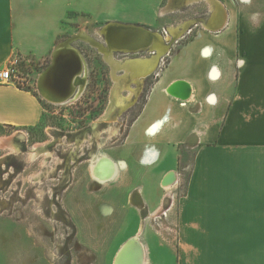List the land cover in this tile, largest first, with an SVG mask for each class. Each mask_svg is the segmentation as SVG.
I'll use <instances>...</instances> for the list:
<instances>
[{"label": "crops", "instance_id": "0c3cea01", "mask_svg": "<svg viewBox=\"0 0 264 264\" xmlns=\"http://www.w3.org/2000/svg\"><path fill=\"white\" fill-rule=\"evenodd\" d=\"M217 1L214 14L207 0H0V68L14 55L40 65L63 39L86 33L81 29L99 27L101 39L98 29L119 23L166 37L167 28L191 21L185 32L192 36L185 40L183 32L159 57L123 54L152 61L147 76L155 80L131 128L140 126L166 156L158 185L141 180L134 187L157 188L170 173L169 187H181L180 149L193 150L177 204L184 227L176 233L264 236V11L249 16L247 0ZM42 119L31 91L0 84V126L34 128ZM154 194L144 204L158 212L169 197Z\"/></svg>", "mask_w": 264, "mask_h": 264}, {"label": "rangeland", "instance_id": "374dc122", "mask_svg": "<svg viewBox=\"0 0 264 264\" xmlns=\"http://www.w3.org/2000/svg\"><path fill=\"white\" fill-rule=\"evenodd\" d=\"M246 9L249 16L264 11V0H247ZM97 28L80 31L102 43L94 35ZM191 36L185 32L183 37ZM66 42L85 62L87 84L81 96L65 104L47 102L38 92L37 79L50 59L40 65L21 62L15 83L38 96L43 119L34 128L0 126V140L11 138L0 143V264H113L120 247L143 228L137 242L145 255L136 256V264L146 257L148 264H264V236L176 233L184 227L177 220V204L185 195L193 150L180 149L181 187H169L174 173L157 188L134 187L141 180L158 185L166 158L160 156V142L150 140L140 126L131 128L155 75L138 82L119 79L115 86L112 69L96 47L80 38ZM126 85L136 91L132 102L122 112L114 103L102 119L111 96L120 102L128 95ZM46 143L45 151L32 153L35 145ZM99 153L119 169L105 184L95 182L89 172L91 159ZM135 190L139 196L133 199ZM153 193L169 197L161 198L158 212L144 204Z\"/></svg>", "mask_w": 264, "mask_h": 264}, {"label": "bare ground", "instance_id": "6f19581e", "mask_svg": "<svg viewBox=\"0 0 264 264\" xmlns=\"http://www.w3.org/2000/svg\"><path fill=\"white\" fill-rule=\"evenodd\" d=\"M197 1L198 0H187V3L191 4V3H194ZM207 2L210 4V8L214 12V14H216L218 12V10H217L218 9L217 5L219 4L218 1L217 0H207ZM190 22L183 23L178 28L171 27V28H169V31L171 34H173V36H175L178 33H180L181 29H186L187 23H190ZM109 31H110L109 27H105V28L103 27L102 29L97 30L96 34L103 39L102 43H99V42L97 43L91 36H89L86 33H81L78 37H80V40H82L84 42H88L92 46L96 47L99 50V52L104 56L105 60L107 61L106 63H108L112 69L111 74H112L113 81L115 82V86H117V82L119 81V79H127V80H131L133 82H138L140 79L147 77V73L149 71H151V68L153 67L152 61L149 59H146L145 57L137 59V60H132L130 58L115 59L114 53L116 51H114V49L111 47H107L104 43L105 42L104 36L107 37V35L109 34ZM155 35L159 39L164 40V38L160 37L157 33ZM166 38H167V41H170L171 40L170 34L168 36L166 35ZM69 50L76 53V55H77V57L81 63V71L73 79L68 96L66 98H64L63 100L59 101L58 103H55V104H65L68 101L77 99L84 92V89H85L86 84H87V79H86L87 70H86L85 62H84V59H83L81 53L76 48H74L69 42H66V43L62 44L61 46L56 47L54 51H55V53H57L58 51H69ZM156 50H157L158 54H161L164 51V49L162 47H158V46H157ZM118 69H123L125 74L124 75H117L115 72L118 71ZM44 80H45V77L40 76V78H39V81H40L39 86L40 87H41L42 83H44L43 82ZM42 86H45V83ZM124 88L127 89L128 95L125 96L123 98V100L120 102H116V100L114 99L115 97L111 96L109 99V106H108L107 110L105 111V113L103 114L102 119L108 118V115L111 112V108H112V105L114 103H116L118 105L120 111L122 112L127 108L128 102L129 103L132 102L133 98H131V97L136 96V91L133 88L129 87L128 85H126ZM166 94L169 96H173L170 89L167 90ZM10 139L11 138H5V139L3 138L0 140V143H2V140L6 143V141H9ZM46 145H48V143L43 144V145H40V144L35 145L31 151L33 154L37 155L40 152L45 151L43 148H45ZM97 156L93 157L90 161L89 172H90L92 179L95 182L100 183V184H105L109 181L114 180L119 175V172H118L119 169L117 168L116 162L105 153H99V156L98 157ZM164 186L168 187L165 184H164ZM141 233H142V230H139L137 232V234L132 239L126 241L120 247V249L117 251V253L113 259V262H112L113 264H123V263L128 264L129 260H131L133 262L132 264H136L134 262L137 261L136 256H138V255L135 254V252L130 253L128 260H126V262H123V258L125 257V256H123L124 255L123 253L126 249H128L129 247H132V246L136 247L137 253H138V251H140V249H142L141 243L137 242L138 241L137 239ZM127 256H128V253H127ZM145 260L148 261V258L146 257ZM139 263L141 264V262H138L137 264H139ZM145 264H146V262H145Z\"/></svg>", "mask_w": 264, "mask_h": 264}, {"label": "water", "instance_id": "95a60500", "mask_svg": "<svg viewBox=\"0 0 264 264\" xmlns=\"http://www.w3.org/2000/svg\"><path fill=\"white\" fill-rule=\"evenodd\" d=\"M109 26V34L104 36V43L107 47H111L116 51L117 54H134L140 52H154L155 57H159L166 53L170 46L177 40V37H181L185 29L181 30L180 33L173 36L171 35L169 28L165 30L170 33L171 40L167 41V38L164 37L161 33L151 32L149 29H146L138 25H125L119 23H110L104 26ZM178 28V27H175ZM178 30V29H177ZM158 34L160 37L164 38L159 39L155 34ZM68 40H73L76 42L78 39L75 37L66 39L61 42L64 43ZM59 43L57 46H59ZM156 46V47H155ZM157 46L164 49V53L157 55ZM126 52V53H125ZM81 71V63L76 55L72 51H58L55 53L53 50L50 57V64L47 68L40 74L45 77L43 81L45 86H39L40 81L37 79V89L40 96L49 103H58L59 101L66 98L70 92L71 84L75 76ZM172 95L176 97V93L170 90ZM181 99L182 96H179ZM133 247H129L124 251V262L128 260V255L131 253ZM138 256L140 259L143 257V250L140 249Z\"/></svg>", "mask_w": 264, "mask_h": 264}, {"label": "built area", "instance_id": "2783aa9c", "mask_svg": "<svg viewBox=\"0 0 264 264\" xmlns=\"http://www.w3.org/2000/svg\"><path fill=\"white\" fill-rule=\"evenodd\" d=\"M21 62V57L19 55H14L6 65L0 68V84L15 83V78L19 72L18 69Z\"/></svg>", "mask_w": 264, "mask_h": 264}, {"label": "trees", "instance_id": "16d2710c", "mask_svg": "<svg viewBox=\"0 0 264 264\" xmlns=\"http://www.w3.org/2000/svg\"><path fill=\"white\" fill-rule=\"evenodd\" d=\"M19 88H22L21 86H19L18 84H16ZM24 89V88H23ZM25 90H27V89H25ZM29 91V90H28ZM33 95L35 96V97H37L38 98V96L35 94V93H33ZM39 99V98H38ZM39 101H40V99H39ZM41 102V101H40Z\"/></svg>", "mask_w": 264, "mask_h": 264}]
</instances>
